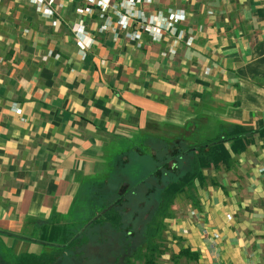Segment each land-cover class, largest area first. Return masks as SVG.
Wrapping results in <instances>:
<instances>
[{
	"label": "crops",
	"instance_id": "0c3cea01",
	"mask_svg": "<svg viewBox=\"0 0 264 264\" xmlns=\"http://www.w3.org/2000/svg\"><path fill=\"white\" fill-rule=\"evenodd\" d=\"M130 1L58 0L47 19L0 2V238L16 256L45 250L122 144L264 127V0H133L163 26L136 40L118 25ZM247 140L173 224L200 263L264 264V132Z\"/></svg>",
	"mask_w": 264,
	"mask_h": 264
},
{
	"label": "trees",
	"instance_id": "16d2710c",
	"mask_svg": "<svg viewBox=\"0 0 264 264\" xmlns=\"http://www.w3.org/2000/svg\"><path fill=\"white\" fill-rule=\"evenodd\" d=\"M263 132L264 127L252 130L235 125L232 130L224 127L216 135L208 137L171 135L161 141L155 140V149L147 146L120 149L112 161L109 177L103 186L91 193L93 195L87 194L86 199L93 202L99 213L96 211V215L87 217V224L79 232L64 225L44 231L38 241L45 250L40 254L15 255V264H59L65 254L74 253L89 242L87 235L83 234L84 230L111 226L119 233L122 225L119 205L125 201L124 195L149 179L154 182L149 189L160 197V201L146 231L148 240L145 253L138 258H142L144 264H159V259L165 254V221L174 217L173 206L177 198L187 195L190 203L198 207L199 188L208 185L206 171L222 167L230 169L233 155L246 150L247 138ZM133 163L141 168L138 179H133L129 171ZM176 239L177 243L184 241L181 236H176ZM125 259L129 260L127 257ZM180 259L198 264L200 256L191 247L180 245L179 253L172 254V260L177 262Z\"/></svg>",
	"mask_w": 264,
	"mask_h": 264
},
{
	"label": "rangeland",
	"instance_id": "374dc122",
	"mask_svg": "<svg viewBox=\"0 0 264 264\" xmlns=\"http://www.w3.org/2000/svg\"><path fill=\"white\" fill-rule=\"evenodd\" d=\"M5 6V5H4ZM7 16L6 8L0 7V25L2 19ZM171 135H153V136H139L137 140L133 141L131 145H124L128 147H152L155 149L154 141L170 138ZM145 141V143H143ZM124 148V149H126ZM130 172L133 179H138V172L140 166L136 163L132 164ZM110 168L106 169L107 172L103 179L95 181L88 186V195L98 191L99 187L103 186V182L108 179ZM151 179L141 183L135 187L133 191H128L124 196V202L119 205V210L122 215L121 231L119 233L113 230L111 226L104 228H95L84 230L83 234L87 235L89 242L84 247L78 249L74 253H67L62 258L59 264H144L142 258L145 253L146 241L148 240L146 231L148 225L152 221V217L156 211L160 197L155 192H152L149 187L153 185ZM100 194V192H98ZM93 195V194H91ZM119 195L116 196V199ZM83 197L76 202V208L73 215L65 220L66 227H71L76 232L82 230L87 224V217L96 215L97 209L93 206V202ZM191 203L187 195H181L177 198L173 206L174 217L165 221L167 227L164 231V255L159 259V264H197L188 262L186 259H180L175 262L172 260V254H178L180 245H184V241L177 243L176 236L179 237L177 231L174 230L173 224L176 220L186 218ZM99 213V210L96 212ZM192 213H190L191 216ZM86 220V221H85ZM82 236H80L81 238ZM25 246V245H24ZM29 245L25 246L23 251H27ZM32 248V247H31ZM37 250L34 249V252ZM42 249L37 251V254L42 253ZM29 252V251H28ZM26 253V252H23ZM128 258L129 260L127 261ZM16 256L5 245L2 238H0V264H15ZM127 262V263H126ZM198 264H206L199 263ZM213 264V263H209Z\"/></svg>",
	"mask_w": 264,
	"mask_h": 264
},
{
	"label": "built area",
	"instance_id": "2783aa9c",
	"mask_svg": "<svg viewBox=\"0 0 264 264\" xmlns=\"http://www.w3.org/2000/svg\"><path fill=\"white\" fill-rule=\"evenodd\" d=\"M2 0H0L1 2ZM36 8V12L43 18H52L57 15L56 5L58 0H28ZM95 5L100 6L103 10L108 9L111 0H86ZM128 6L125 8L124 13L117 12L118 14V25L121 30L126 31V37L130 40H136L139 38L142 28L147 30L153 36H159L161 33L162 25L155 21V18L151 16L146 18L142 10H136L134 7V1L131 0L127 2ZM90 8L80 9L79 12H90ZM174 21L179 22L185 18V13L183 11L174 14L172 17ZM80 27L84 26V22H80ZM137 27V28H136ZM132 28H135L131 30ZM81 45V43H80ZM192 215H195V212H192Z\"/></svg>",
	"mask_w": 264,
	"mask_h": 264
}]
</instances>
